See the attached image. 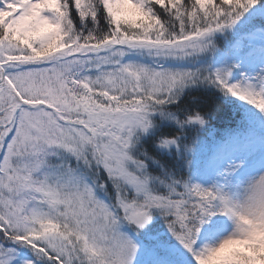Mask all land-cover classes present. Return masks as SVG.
<instances>
[{"label":"snow or ice","instance_id":"6c2138e0","mask_svg":"<svg viewBox=\"0 0 264 264\" xmlns=\"http://www.w3.org/2000/svg\"><path fill=\"white\" fill-rule=\"evenodd\" d=\"M0 264H264V0H0Z\"/></svg>","mask_w":264,"mask_h":264},{"label":"trees","instance_id":"16d2710c","mask_svg":"<svg viewBox=\"0 0 264 264\" xmlns=\"http://www.w3.org/2000/svg\"><path fill=\"white\" fill-rule=\"evenodd\" d=\"M259 23V21L257 22ZM239 117H232V115L227 111H222L218 114L217 120L214 122L217 128H225V127H236L235 121L238 120Z\"/></svg>","mask_w":264,"mask_h":264}]
</instances>
